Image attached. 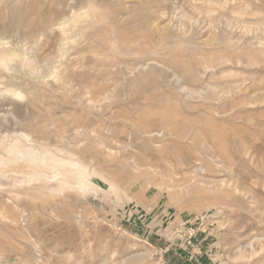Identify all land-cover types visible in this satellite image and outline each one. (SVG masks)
Here are the masks:
<instances>
[{
    "label": "rangeland",
    "instance_id": "obj_1",
    "mask_svg": "<svg viewBox=\"0 0 264 264\" xmlns=\"http://www.w3.org/2000/svg\"><path fill=\"white\" fill-rule=\"evenodd\" d=\"M0 264H264V0H0Z\"/></svg>",
    "mask_w": 264,
    "mask_h": 264
}]
</instances>
